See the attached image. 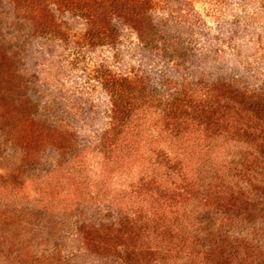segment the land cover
Here are the masks:
<instances>
[{
  "label": "rangeland",
  "instance_id": "obj_1",
  "mask_svg": "<svg viewBox=\"0 0 264 264\" xmlns=\"http://www.w3.org/2000/svg\"><path fill=\"white\" fill-rule=\"evenodd\" d=\"M9 1L0 0V264H264V0L161 2L155 19L181 17L175 32L192 49L182 61L169 57L166 43H159L163 56L146 59L123 26L117 43L78 45L86 25L66 14L57 15L70 27L66 38L29 34ZM100 63L116 74L140 66L152 83L223 79L244 93L223 113L240 120L232 133L243 141L240 165L221 166L222 179L206 176L184 199H168L183 224L178 231L156 217L131 225L120 199H111L118 183L108 196L88 194L100 186L89 146L109 119L108 96L94 77ZM59 133L73 152L64 155ZM228 150L205 161H221Z\"/></svg>",
  "mask_w": 264,
  "mask_h": 264
},
{
  "label": "trees",
  "instance_id": "obj_2",
  "mask_svg": "<svg viewBox=\"0 0 264 264\" xmlns=\"http://www.w3.org/2000/svg\"><path fill=\"white\" fill-rule=\"evenodd\" d=\"M168 1L9 2L14 7V16L17 20L21 19L18 22L29 25V34L50 33L53 37L66 38L69 32L66 30L70 27L66 21L57 19V15L66 14L83 20L86 25L84 33L75 40L78 45L87 43L94 47L99 43H117L118 27L123 26L135 34L138 49L141 47V55L146 59L153 60L159 56L158 53L163 56L159 43H166L170 45L171 51H167L169 57L182 61L191 56L192 49L189 45L181 47L182 37L175 32V20L181 17L171 12L169 15L175 18L171 22L165 17L155 19L152 15L157 6L165 5L161 2ZM174 1L190 3L194 0ZM169 64L174 69L179 65L177 62ZM130 72L116 74L104 63L95 69L94 77L108 96L106 116L109 119L99 131L94 145L89 146L94 156H98L95 161L97 178L93 181H100V186L98 188L96 184V190H90L88 194L93 199L108 196L111 188L107 187L118 183L113 188L111 199H120L119 202L116 200L118 207L130 214L121 217L133 219L131 225H149L156 217L158 222L163 220L160 225L166 223L170 229L174 226L176 229L172 230L178 231L183 224L175 212H168L176 209V203L172 204L168 199H184L194 189V182H197L198 189L202 187L201 182L206 176L222 179L223 176L219 175L221 166L236 165L237 168L240 165L237 159H241L240 144L243 141L232 134L241 130L240 120L234 117L228 121L223 113L231 110V105L239 106L244 93L223 79L211 83L199 79L193 84L184 77L180 80L170 77L152 83L151 76L140 66ZM51 134L55 136V132ZM58 137L64 136L59 133ZM59 144L64 155L74 150L67 138L59 141ZM228 144L229 156L221 161H205L210 153L222 150ZM223 171L229 174L232 169L224 168ZM78 182L86 183L84 180ZM155 211L162 218L154 216ZM142 212H147L148 216H141V221L138 218H141L139 215ZM167 213L173 216H167ZM120 225L127 228L128 222Z\"/></svg>",
  "mask_w": 264,
  "mask_h": 264
}]
</instances>
